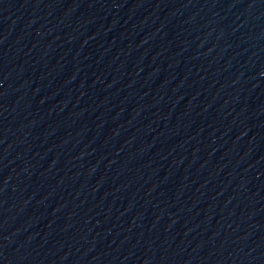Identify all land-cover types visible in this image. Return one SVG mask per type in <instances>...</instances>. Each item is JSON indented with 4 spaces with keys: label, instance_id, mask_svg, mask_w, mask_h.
Here are the masks:
<instances>
[{
    "label": "water",
    "instance_id": "95a60500",
    "mask_svg": "<svg viewBox=\"0 0 264 264\" xmlns=\"http://www.w3.org/2000/svg\"><path fill=\"white\" fill-rule=\"evenodd\" d=\"M0 264H264V0H0Z\"/></svg>",
    "mask_w": 264,
    "mask_h": 264
}]
</instances>
